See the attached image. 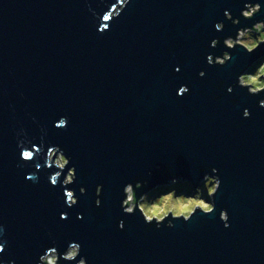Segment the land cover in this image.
I'll return each mask as SVG.
<instances>
[{
  "label": "water",
  "instance_id": "water-1",
  "mask_svg": "<svg viewBox=\"0 0 264 264\" xmlns=\"http://www.w3.org/2000/svg\"><path fill=\"white\" fill-rule=\"evenodd\" d=\"M244 2L128 0L109 23L102 17L122 0H0V264H37L70 242L87 264H264V93L236 85L264 44L247 54L222 43L264 20V0L249 20ZM223 51L225 65L207 63ZM181 86L188 91L178 94ZM61 117L66 127L55 126ZM50 146L75 166L72 184L63 174L51 184ZM22 149L35 159L25 163ZM205 173L221 181L210 215L157 229L120 208L126 183L146 182L138 196L173 177L195 188Z\"/></svg>",
  "mask_w": 264,
  "mask_h": 264
},
{
  "label": "clouds",
  "instance_id": "clouds-1",
  "mask_svg": "<svg viewBox=\"0 0 264 264\" xmlns=\"http://www.w3.org/2000/svg\"><path fill=\"white\" fill-rule=\"evenodd\" d=\"M128 0H122V3L116 8V11L105 13L102 21L111 22L109 17L116 19L119 12L126 6ZM261 10V3L258 0H245L244 7L240 11V17L245 20L252 19ZM224 18L229 20L232 25L240 23L239 18H233L228 10H225ZM102 29L106 26L102 24ZM223 22H217L214 25L216 31L223 30ZM219 41L213 39L210 42L211 47H216ZM223 46L225 49L232 50L239 47L247 54L254 53L261 44H264V20L257 21L251 26L238 27L235 32V37L231 35L223 39ZM232 56L230 51H223L219 56L209 54L206 61L209 65L223 66L230 61ZM249 71L240 73L236 78V85L239 88L246 89L247 93L252 96L264 93V57H261L250 66ZM179 70L178 68L176 69ZM203 77L204 72L198 73ZM188 91L186 86L179 88L178 94H184ZM227 91L232 92V87L229 86ZM259 107L264 108V99L258 101ZM250 113L247 109L243 110V117H249ZM56 127H66L67 118L61 117ZM28 143L26 141H18V147L22 144ZM21 159L25 163L31 162L35 159L33 151L22 149L20 152ZM70 158L67 157L63 150L58 146H50L47 149L45 157V166L55 167L57 171L50 177V182L53 186L58 183V178L63 174L62 185L72 184L76 179L75 166H69ZM67 168L66 174L64 170ZM212 173H216L213 168ZM26 179H34L32 175L26 176ZM202 187L197 186L194 189L180 188V181L173 177L166 185L158 186L148 192H141L137 196L138 190L146 185V182L136 181L129 182L123 186V199L120 202V208L125 215L139 214L145 224H154L157 229L162 225L164 227H175L173 221L188 222L197 212L201 215H210L215 211V203L213 197L219 190L220 179L217 175H209L205 173L202 176ZM102 190L101 185L96 187V196L99 197ZM80 193L83 194L85 189L81 187ZM191 194H187L188 192ZM64 195L66 197L65 204L71 207L77 203L75 193L71 190L65 189ZM97 207L100 206L101 201L97 198L94 201ZM61 219H66V214H61ZM82 216L78 214L77 219ZM219 219L225 228L229 227L228 213L226 210H220ZM118 228L121 230L124 227L123 221L118 222ZM3 234V228L0 227V235ZM3 243H6L4 241ZM3 243H0V252L3 251ZM77 257H79L77 259ZM64 260L69 262L75 261V264H87L86 258L80 255V245L77 242H70L63 252H59L56 247L47 248L38 257L37 264H60Z\"/></svg>",
  "mask_w": 264,
  "mask_h": 264
},
{
  "label": "trees",
  "instance_id": "trees-1",
  "mask_svg": "<svg viewBox=\"0 0 264 264\" xmlns=\"http://www.w3.org/2000/svg\"><path fill=\"white\" fill-rule=\"evenodd\" d=\"M249 70H251V69H249ZM180 188H189V189H192V186H190L188 183H180Z\"/></svg>",
  "mask_w": 264,
  "mask_h": 264
},
{
  "label": "rangeland",
  "instance_id": "rangeland-1",
  "mask_svg": "<svg viewBox=\"0 0 264 264\" xmlns=\"http://www.w3.org/2000/svg\"><path fill=\"white\" fill-rule=\"evenodd\" d=\"M200 187H202V184L200 185ZM192 189H194V188H192ZM187 194H191V192H188Z\"/></svg>",
  "mask_w": 264,
  "mask_h": 264
}]
</instances>
